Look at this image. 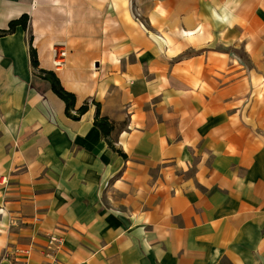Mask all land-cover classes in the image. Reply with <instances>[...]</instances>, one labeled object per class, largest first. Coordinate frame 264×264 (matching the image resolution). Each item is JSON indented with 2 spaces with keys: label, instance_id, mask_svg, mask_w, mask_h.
Returning a JSON list of instances; mask_svg holds the SVG:
<instances>
[{
  "label": "crops",
  "instance_id": "obj_1",
  "mask_svg": "<svg viewBox=\"0 0 264 264\" xmlns=\"http://www.w3.org/2000/svg\"><path fill=\"white\" fill-rule=\"evenodd\" d=\"M24 14L0 37V264H264V0H0V29Z\"/></svg>",
  "mask_w": 264,
  "mask_h": 264
},
{
  "label": "trees",
  "instance_id": "obj_2",
  "mask_svg": "<svg viewBox=\"0 0 264 264\" xmlns=\"http://www.w3.org/2000/svg\"><path fill=\"white\" fill-rule=\"evenodd\" d=\"M30 20V16L28 14L22 15L18 19H14L10 21L9 26L7 29H0V37H3L7 34L14 33L18 26H22L24 30L28 28V22ZM31 57L32 63L34 67L39 66L38 54L36 49L33 47L31 48ZM40 75L43 79H46L51 82L53 91L65 101L66 113L68 116L79 119L81 115H83L88 109L90 108V102L86 101L79 109L76 110V113L73 114L71 110H75L76 105V95L73 92L68 91L61 83L60 78L54 71H47L45 69H40ZM93 103L97 106V113H96V126L100 127L103 134L105 136H109L114 129L113 124L110 122L108 117L101 115V104L98 102L93 101Z\"/></svg>",
  "mask_w": 264,
  "mask_h": 264
},
{
  "label": "built area",
  "instance_id": "obj_3",
  "mask_svg": "<svg viewBox=\"0 0 264 264\" xmlns=\"http://www.w3.org/2000/svg\"><path fill=\"white\" fill-rule=\"evenodd\" d=\"M68 53H69V47L66 41L61 40L53 45L52 65L56 71H60L66 67L68 60ZM49 241L54 246L55 250L60 249L64 244L63 238L57 235H50ZM26 253H29V251H26ZM49 256L53 260L50 264H58L56 253L51 252Z\"/></svg>",
  "mask_w": 264,
  "mask_h": 264
},
{
  "label": "rangeland",
  "instance_id": "obj_4",
  "mask_svg": "<svg viewBox=\"0 0 264 264\" xmlns=\"http://www.w3.org/2000/svg\"><path fill=\"white\" fill-rule=\"evenodd\" d=\"M131 8H132V10L134 9V12H135L136 16L138 18H140V15L141 14H140L139 10L137 9V7H133L132 6ZM46 12L49 13V14H51V15L53 14V11H52L51 8L46 9ZM62 15H63V17H62ZM59 18L61 19V23L64 24V22H66V20H67V18H66V12H65V14H61V17L59 16ZM91 20H92L91 18L88 19V33H99L98 32L100 30L99 23L97 21L95 22V21H91ZM62 31H63V29H62ZM66 40L69 41V38H66ZM59 73H61V71Z\"/></svg>",
  "mask_w": 264,
  "mask_h": 264
}]
</instances>
